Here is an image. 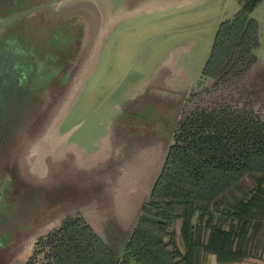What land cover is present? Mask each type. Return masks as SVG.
Segmentation results:
<instances>
[{"label":"rangeland","instance_id":"1","mask_svg":"<svg viewBox=\"0 0 264 264\" xmlns=\"http://www.w3.org/2000/svg\"><path fill=\"white\" fill-rule=\"evenodd\" d=\"M26 2L27 10L2 18L11 6L0 0V23L42 0ZM76 5L56 12L45 7L0 33V42L15 51L13 60L28 64L27 77L19 79L24 89L19 98L25 96L21 115L3 92L14 85L6 81L9 65L0 71L5 79L0 84V264H24L35 239L72 214L82 216L105 242L123 236L146 201L181 99L186 95L189 106L205 105L226 91L218 86L206 95L201 88L211 81L199 70L217 25L240 8L239 0H171L148 12H104L110 21L100 35V15ZM250 17L256 25L255 63L229 89L259 109L264 106V0ZM20 26L24 38H6ZM49 34L62 42L51 43ZM44 56L56 63L46 66ZM177 215L162 240L179 264H225L204 247L209 228L231 229L238 242L252 223L240 229L241 222L201 212ZM182 236L191 247L186 260ZM244 253L242 261L229 264L264 262V248L246 243Z\"/></svg>","mask_w":264,"mask_h":264},{"label":"trees","instance_id":"2","mask_svg":"<svg viewBox=\"0 0 264 264\" xmlns=\"http://www.w3.org/2000/svg\"><path fill=\"white\" fill-rule=\"evenodd\" d=\"M7 1L11 9L3 10L2 18L27 10V0ZM239 1L240 8L217 25L199 70L201 77L211 81L201 88L206 95L218 86L226 91L205 105L189 106L192 99L186 100L188 104L177 111L146 201L130 229L115 241L105 242L82 216L68 215L35 239L24 264H179L162 240L164 228L177 218V211L188 217L201 212L228 222L235 220L242 223L240 229L252 222L238 242L233 241L232 227L227 231L209 228L204 247L220 263L242 261L246 243L257 250L264 248V106L253 109L239 101L236 89H229L255 63L256 25L250 14L259 0ZM8 28L4 25L0 33ZM23 29L17 27L6 38L21 40L26 36ZM48 38L51 43L62 42L51 34ZM5 48L0 42V50ZM43 58L46 66L56 63ZM19 63L16 80L20 90L19 79L27 77L28 64ZM4 80L0 78V84ZM182 240L186 260L191 247L184 236Z\"/></svg>","mask_w":264,"mask_h":264},{"label":"flooded vegetation","instance_id":"3","mask_svg":"<svg viewBox=\"0 0 264 264\" xmlns=\"http://www.w3.org/2000/svg\"><path fill=\"white\" fill-rule=\"evenodd\" d=\"M47 0H44V2L43 3H41L40 5H42V4H44L45 2H46ZM80 6V5H79ZM41 10H44V8L42 9H39L38 11H41ZM73 10V9H72ZM90 12H91V10H90ZM96 13V11H94L93 10V14L95 15V13ZM44 13V12H43ZM28 14H26V12L24 13V14H20V15H17L16 17H20V18H22V17H26ZM96 16V15H95ZM19 18V19H20ZM18 19V20H19ZM17 21V20H16ZM10 25V24H9ZM8 26V25H7ZM95 42H96V40H95ZM95 44V43H94ZM6 47V46H5ZM95 48V47H94ZM94 50L95 49H93V56H94ZM14 55H15V51L12 49V48H5V49H2V50H0V58H1V60H3L4 61V63L3 64H0V68H2V66H6L7 64L9 65V69L6 67L5 68V70L7 71V74H6V76H7V78H6V81L8 80V81H10V82H12L11 84L13 85V87H11L12 88V92H10V91H6L5 92V89H4V94H6L7 96H9V97H12V107H16L15 109L18 111V113L20 114V113H22L24 110L22 109V105L24 104V101H23V97H25V96H23V97H21V98H19V96L22 94L23 95V93H24V89L22 88V90H19L18 89V86H17V75L19 74V70L20 69H16V66H17V62H15V60H8V59H10L11 57L13 58L14 57ZM16 56V55H15ZM93 56H91V59H92V57ZM3 69V68H2ZM21 71V70H20ZM24 83H26V82H24ZM185 96L186 95H184V97L181 99V100H183L182 101V104H184L185 103ZM0 108H1V110L2 109H4V107L2 106V105H0ZM21 115V114H20ZM19 115V116H20ZM5 129V128H4Z\"/></svg>","mask_w":264,"mask_h":264},{"label":"water","instance_id":"4","mask_svg":"<svg viewBox=\"0 0 264 264\" xmlns=\"http://www.w3.org/2000/svg\"><path fill=\"white\" fill-rule=\"evenodd\" d=\"M76 4L79 5H87L90 6V8L92 7V9L94 11H96L99 15H100V20L102 22V24H100L99 27V35L101 34V32H103L104 30V24L107 21H110L109 17H102V14L105 13H110L107 8V1L106 0H47L44 4L42 5H37L34 8L28 10L26 12V14H30V13H34L36 11H38L41 8H45V7H53L52 10L53 12L55 11H59L62 7L66 8H71L72 6L75 7L77 6ZM116 15H119V13H115ZM4 26V23L0 24V28H2ZM94 46V45H93ZM91 55L89 56V60L91 59Z\"/></svg>","mask_w":264,"mask_h":264},{"label":"crops","instance_id":"5","mask_svg":"<svg viewBox=\"0 0 264 264\" xmlns=\"http://www.w3.org/2000/svg\"><path fill=\"white\" fill-rule=\"evenodd\" d=\"M171 0H117L110 2L107 1V8L109 12L114 11V13H119L123 15L126 13H132L137 11H151L153 8L158 6L166 5L170 3ZM170 5V4H169ZM181 101V100H180ZM240 264H264V262L253 263L250 261H244Z\"/></svg>","mask_w":264,"mask_h":264},{"label":"bare ground","instance_id":"6","mask_svg":"<svg viewBox=\"0 0 264 264\" xmlns=\"http://www.w3.org/2000/svg\"><path fill=\"white\" fill-rule=\"evenodd\" d=\"M42 9H43V8H42ZM19 18H20V17H15V18H13V19H11V20H9V21L3 22V23H4L5 26H7V25H9V24L15 22V21L18 20ZM0 24H2V23H0ZM0 30H1V28H0Z\"/></svg>","mask_w":264,"mask_h":264}]
</instances>
